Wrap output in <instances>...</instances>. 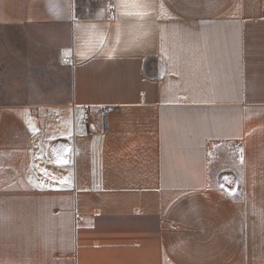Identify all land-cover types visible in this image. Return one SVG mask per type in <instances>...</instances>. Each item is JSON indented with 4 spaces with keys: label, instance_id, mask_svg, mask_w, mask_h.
Listing matches in <instances>:
<instances>
[{
    "label": "crops",
    "instance_id": "1",
    "mask_svg": "<svg viewBox=\"0 0 264 264\" xmlns=\"http://www.w3.org/2000/svg\"><path fill=\"white\" fill-rule=\"evenodd\" d=\"M113 2L0 0L70 42L0 100V264H264V0Z\"/></svg>",
    "mask_w": 264,
    "mask_h": 264
},
{
    "label": "rangeland",
    "instance_id": "2",
    "mask_svg": "<svg viewBox=\"0 0 264 264\" xmlns=\"http://www.w3.org/2000/svg\"><path fill=\"white\" fill-rule=\"evenodd\" d=\"M69 43L68 26H0V100H30L57 90L64 75L68 80L57 67Z\"/></svg>",
    "mask_w": 264,
    "mask_h": 264
},
{
    "label": "built area",
    "instance_id": "3",
    "mask_svg": "<svg viewBox=\"0 0 264 264\" xmlns=\"http://www.w3.org/2000/svg\"><path fill=\"white\" fill-rule=\"evenodd\" d=\"M110 1V6H111V10L114 11L115 9V6H114V0H109ZM67 62H71V59L70 58H67V60L65 61V63ZM104 109H107V107H105ZM90 114H87L86 115V118H89Z\"/></svg>",
    "mask_w": 264,
    "mask_h": 264
},
{
    "label": "snow or ice",
    "instance_id": "4",
    "mask_svg": "<svg viewBox=\"0 0 264 264\" xmlns=\"http://www.w3.org/2000/svg\"><path fill=\"white\" fill-rule=\"evenodd\" d=\"M57 160H58L60 163H67L66 160H61L60 157H57Z\"/></svg>",
    "mask_w": 264,
    "mask_h": 264
}]
</instances>
